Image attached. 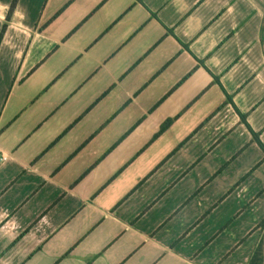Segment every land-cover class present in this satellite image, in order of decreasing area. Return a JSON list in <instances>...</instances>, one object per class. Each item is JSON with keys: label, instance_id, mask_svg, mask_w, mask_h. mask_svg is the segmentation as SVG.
<instances>
[{"label": "crops", "instance_id": "obj_1", "mask_svg": "<svg viewBox=\"0 0 264 264\" xmlns=\"http://www.w3.org/2000/svg\"><path fill=\"white\" fill-rule=\"evenodd\" d=\"M263 20L264 0H19L0 264H264Z\"/></svg>", "mask_w": 264, "mask_h": 264}, {"label": "trees", "instance_id": "obj_2", "mask_svg": "<svg viewBox=\"0 0 264 264\" xmlns=\"http://www.w3.org/2000/svg\"><path fill=\"white\" fill-rule=\"evenodd\" d=\"M19 0H12V3H11V6H10V9L7 13V16H6V21L4 22L2 28H1V31H0V45H1V42L4 38V35H5V32L8 28V22L11 20L12 18V15L14 13V10L16 9V6L18 4ZM261 39H262V45H263V48H264V20H263V24H262V36H261ZM261 146L264 148V145L262 143H260Z\"/></svg>", "mask_w": 264, "mask_h": 264}]
</instances>
